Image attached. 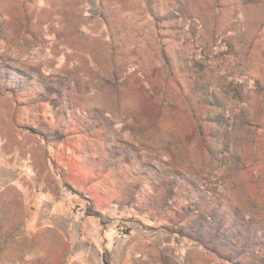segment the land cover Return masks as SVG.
<instances>
[{
	"label": "rangeland",
	"instance_id": "rangeland-1",
	"mask_svg": "<svg viewBox=\"0 0 264 264\" xmlns=\"http://www.w3.org/2000/svg\"><path fill=\"white\" fill-rule=\"evenodd\" d=\"M253 234L264 0H0V264H264Z\"/></svg>",
	"mask_w": 264,
	"mask_h": 264
},
{
	"label": "trees",
	"instance_id": "trees-1",
	"mask_svg": "<svg viewBox=\"0 0 264 264\" xmlns=\"http://www.w3.org/2000/svg\"><path fill=\"white\" fill-rule=\"evenodd\" d=\"M208 215L211 216V223L213 222V223H216L218 225V227L214 229L215 230L214 232L211 233L209 231V236H211V238L213 240H216L218 237H220L219 235H221L222 231H223V235H224L225 233H227L229 231V229L235 228L233 222L232 223L230 222L231 226L229 229L223 228L224 227L223 224L224 223L226 224L227 220H225L224 218L218 219L219 216H216L215 213H213V210L210 211V214H208ZM252 238L254 239L253 240V249L255 251L263 250L264 249V238H262L261 236L256 235V234H253ZM105 259H106L107 263L110 264V260L106 257H105ZM234 264H246V263L241 262V261H236V262H234Z\"/></svg>",
	"mask_w": 264,
	"mask_h": 264
},
{
	"label": "crops",
	"instance_id": "crops-1",
	"mask_svg": "<svg viewBox=\"0 0 264 264\" xmlns=\"http://www.w3.org/2000/svg\"><path fill=\"white\" fill-rule=\"evenodd\" d=\"M116 247H117V246H116ZM116 247H114V253L116 252L115 250L118 248V247H117V248H116Z\"/></svg>",
	"mask_w": 264,
	"mask_h": 264
}]
</instances>
